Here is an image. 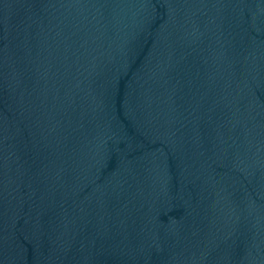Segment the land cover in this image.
<instances>
[{
    "label": "water",
    "instance_id": "obj_1",
    "mask_svg": "<svg viewBox=\"0 0 264 264\" xmlns=\"http://www.w3.org/2000/svg\"><path fill=\"white\" fill-rule=\"evenodd\" d=\"M0 264H264V0H0Z\"/></svg>",
    "mask_w": 264,
    "mask_h": 264
}]
</instances>
